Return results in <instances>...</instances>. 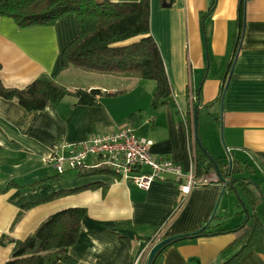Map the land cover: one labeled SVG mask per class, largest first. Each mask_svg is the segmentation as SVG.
<instances>
[{
    "label": "crops",
    "instance_id": "obj_1",
    "mask_svg": "<svg viewBox=\"0 0 264 264\" xmlns=\"http://www.w3.org/2000/svg\"><path fill=\"white\" fill-rule=\"evenodd\" d=\"M210 4L211 0H151V33L163 55L176 107L153 108L155 80L73 65L64 68L62 53L78 35L75 14L53 26L29 28L19 27L11 17L0 18V77L6 87L26 88L47 76L70 91L103 92L97 105L78 104L75 96L68 95L58 105L49 103L38 111L0 96V239L23 240L51 214L85 207L79 238L69 250L75 264H136L140 257L141 264H147L149 252L161 239L193 233L206 224L209 235L167 247L157 264H218L221 253L236 239L234 232L219 231L251 222L248 214L264 220L259 205L264 200V0L245 4L241 50L227 87L241 0H217L213 14L203 19ZM198 102L207 131L202 141L208 138L213 156L226 161L222 129L227 151L246 167L239 177L249 179L261 196L253 207L242 195L248 212L237 205L235 191L223 192L221 180L194 188L181 205L183 195L173 179L157 180L142 189L131 179L110 174L81 177L78 171H67L60 175L47 162L66 145L130 125L139 136L153 141L156 158L171 160L187 172L196 156L194 124L187 117H193ZM89 184L96 185L36 205L14 224L26 203ZM13 247L0 243V264L7 262ZM236 264H264V253L252 248Z\"/></svg>",
    "mask_w": 264,
    "mask_h": 264
},
{
    "label": "trees",
    "instance_id": "obj_2",
    "mask_svg": "<svg viewBox=\"0 0 264 264\" xmlns=\"http://www.w3.org/2000/svg\"><path fill=\"white\" fill-rule=\"evenodd\" d=\"M247 1L241 0L239 31L235 42L237 49L241 46L243 12ZM216 2L217 0H211L208 11L203 14V19L213 14ZM69 14H75L77 18L78 35L62 53L64 68L73 65L91 72L133 75L143 79L155 80L157 90L152 101L153 108H158L164 104L176 107L163 55L151 33V0H140L138 2H118L115 0H0V18L3 16L11 17L21 28L53 26ZM135 37L139 38L123 44V42ZM230 67L232 68V66ZM1 69L2 64L0 62V71ZM68 95L75 96L78 99V104L97 105L103 92L101 89L70 91L47 76L35 79L26 88H11L6 87L0 77V96L16 100L28 111L43 110L49 103L58 105ZM187 120L192 125L194 124V116L192 117L189 114ZM195 142L197 176L209 175L216 171V166L199 146L196 139ZM228 153L231 156L232 165L227 160L217 159L222 176L231 181V186L226 188L234 191L232 187V184H234L239 190L241 197L239 199L242 201L243 195L250 200L253 207H256L261 196L253 189V183L247 181L249 179L243 175L239 177L246 167L238 165L234 161L233 153L230 151ZM77 171L81 177L97 174H110L120 177L115 171L104 168H79ZM52 179L54 181L58 180L57 177ZM95 185L89 184L55 191L32 200L21 208L14 224L20 220L27 210L36 205L55 200L66 194L77 193ZM86 214L87 209L85 207L63 209L47 217L35 232L23 240L3 236L0 239L1 244H14L11 256L5 264H57L60 261L75 264L76 260L69 254V250L79 238L81 223ZM248 216L252 219L251 222L246 221L236 228H225L218 232V234L231 232L236 234L235 241L221 253V261L218 264H236L252 248L264 253V224L256 214H248ZM126 225H130V223ZM206 229L207 227L204 225L198 231L178 235L169 240L158 250L154 257V264H157L162 252L167 247L183 240L209 235ZM163 240L165 239L160 241ZM226 255L229 256L223 259L222 257Z\"/></svg>",
    "mask_w": 264,
    "mask_h": 264
},
{
    "label": "built area",
    "instance_id": "obj_3",
    "mask_svg": "<svg viewBox=\"0 0 264 264\" xmlns=\"http://www.w3.org/2000/svg\"><path fill=\"white\" fill-rule=\"evenodd\" d=\"M152 145V140L139 136L136 129L128 125L111 134H93L84 141L66 145L54 151L47 162L60 175L79 168L110 169L142 189L150 188L157 180L173 179L183 195L181 203L194 188L220 180L216 172L198 177L195 164L185 172L171 160L156 158ZM141 260L142 257L136 264H141Z\"/></svg>",
    "mask_w": 264,
    "mask_h": 264
},
{
    "label": "water",
    "instance_id": "obj_4",
    "mask_svg": "<svg viewBox=\"0 0 264 264\" xmlns=\"http://www.w3.org/2000/svg\"><path fill=\"white\" fill-rule=\"evenodd\" d=\"M240 50H241V46L237 49V45L235 44L234 52L236 53V56H235V60H234L233 66H232V68L230 70V73H229V76H228V79H227V82H226V87H227L228 82H229V80H230V78L232 76L233 67H234L236 58L239 55ZM199 111H200V103L198 102L195 105V109H194L195 139L198 142L199 146L206 152V154L208 155L210 160H212L214 162V164L216 166V173H217L218 177L220 178V180L223 182V185H224L223 186V192H224V190L226 189L227 186H231V181H229L228 179H226V178H224L222 176V174L220 172V169H219V163H218L217 159L214 156L211 155V153L208 151V149L205 147V145H204V143L202 141V138H201V135H200V131H199ZM230 163L232 165L231 157H230ZM232 187H233L234 191L237 193V196L240 197L238 188L234 184H232ZM177 236L166 238L165 240H163L162 242L157 244L155 247H153L152 250L149 252V257H148V260H147V264H154V260H155L154 257L157 254L158 250H160L169 240H171L172 238H175Z\"/></svg>",
    "mask_w": 264,
    "mask_h": 264
},
{
    "label": "rangeland",
    "instance_id": "obj_5",
    "mask_svg": "<svg viewBox=\"0 0 264 264\" xmlns=\"http://www.w3.org/2000/svg\"><path fill=\"white\" fill-rule=\"evenodd\" d=\"M205 34V33H204ZM205 39H206V37H205ZM206 41V46H207V39L205 40ZM197 102V101H196ZM197 104V103H196ZM200 112V111H199ZM205 112H206V109H204L203 111H201V115H202V120H203V115L205 114ZM202 121H200V118H199V130L201 131V136L203 137L204 136V134H206V129H204V127H203V123H201ZM221 130V142H222V148H223V151H224V158L223 159H225V160H227L228 162H230V158H229V154H228V151H227V149H226V144H225V141H224V139H223V135H222V129H220ZM205 140V141H204ZM203 142H204V145H205V147L208 149V151L211 153V155L213 156V153H212V149L210 148V145H209V140H208V138H206L205 137V139H203ZM73 171H76V170H69L68 172H73ZM77 172V171H76ZM250 172V171H249ZM213 173V172H212ZM248 175V174H247ZM254 180H255V182L257 183V184H260L259 182L260 181H257L256 180V178L254 177ZM236 194V196H237V193H235ZM237 205H240V207H241V211H245L247 208H246V206L245 205H249L247 202H246V200L244 199V198H242V201L238 198V196H237ZM243 202V203H242ZM259 205H263L262 207L264 208V200H260V204ZM262 210V209H261ZM245 212H247V211H245ZM263 216H264V214H262ZM246 213H245V218H246ZM261 220V219H260ZM263 221V222H262ZM262 223L264 224V220L262 219Z\"/></svg>",
    "mask_w": 264,
    "mask_h": 264
}]
</instances>
